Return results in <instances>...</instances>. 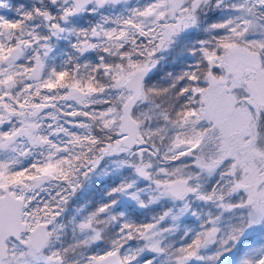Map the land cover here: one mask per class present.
Returning a JSON list of instances; mask_svg holds the SVG:
<instances>
[{"label":"snow or ice","instance_id":"obj_1","mask_svg":"<svg viewBox=\"0 0 264 264\" xmlns=\"http://www.w3.org/2000/svg\"><path fill=\"white\" fill-rule=\"evenodd\" d=\"M0 264H264V0H0Z\"/></svg>","mask_w":264,"mask_h":264},{"label":"rangeland","instance_id":"obj_2","mask_svg":"<svg viewBox=\"0 0 264 264\" xmlns=\"http://www.w3.org/2000/svg\"><path fill=\"white\" fill-rule=\"evenodd\" d=\"M14 2H23V3H27V2H29V0H14Z\"/></svg>","mask_w":264,"mask_h":264}]
</instances>
